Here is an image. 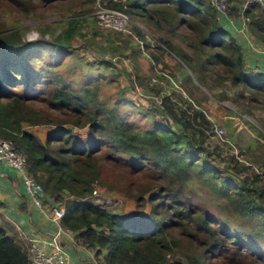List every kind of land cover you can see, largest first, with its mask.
<instances>
[{
    "label": "trees",
    "instance_id": "16d2710c",
    "mask_svg": "<svg viewBox=\"0 0 264 264\" xmlns=\"http://www.w3.org/2000/svg\"><path fill=\"white\" fill-rule=\"evenodd\" d=\"M228 1L231 10L228 13L236 20L244 18L248 31L264 44V7L248 2L240 12L231 3L245 0ZM128 2L129 7L143 15L150 12L172 33L182 25L190 30L192 39L186 41L191 53L172 40L162 39L175 61L180 60L189 72L175 67L170 56L154 51L160 47L150 38L144 42L154 65L169 67L173 78L182 73L181 90L191 83L195 90H189V94L199 95L201 91L194 83H202L214 75L219 80L215 87L220 96L232 93L240 100L238 105L264 109V72L247 69L242 45L229 25L217 16L209 0ZM149 3L157 4L149 9ZM114 5L121 8L120 4ZM78 21L77 16L70 17L50 40L23 42L18 28H11L0 38V137L10 139L25 155L27 170L42 185L43 195L50 197L53 204H64L60 222L73 233L75 244L94 248L97 256L103 251L102 260L114 264H219L220 259L245 264L242 262L245 258L251 259L249 264H263V155L258 153L256 157L261 172L251 171L236 155L229 156L231 166L220 169L218 165L223 159L216 161L220 154L209 150L202 138L206 135V124L212 130V119L202 108L190 109L191 114L186 105L175 110L178 102L186 100L180 98V90L172 87L169 78L157 75L170 86L163 89L161 83L143 84L145 74L138 73L142 80L139 87L152 92L142 96L143 99L164 117L163 121L154 120L150 128L124 120L115 103L107 106L98 98L96 84L74 88L58 84L56 79L43 95L44 105L29 102L37 96L36 78L25 63L29 50L32 46L43 51L48 47L52 53H68L78 34ZM131 40L136 44L128 48L132 50L130 58L135 60V69L141 71L138 60L142 54L141 41ZM132 89L136 96H141L138 89ZM185 95L194 100L186 92ZM211 98L214 99L211 96L207 99ZM46 108L59 113L53 116ZM61 115L67 118L57 119ZM233 117L239 120L238 116ZM258 124L261 135L264 118L258 119ZM35 125L50 128L40 137L29 129ZM83 126L88 128L82 133L84 137L74 133V128ZM255 139L260 144L261 138ZM251 147L247 146L250 154ZM103 160L119 163L130 173L144 168L154 172L156 182L135 184L138 189L125 195L133 198L132 212L118 211L119 207L107 209L92 200L91 194L98 184L114 187L115 182L104 183ZM133 184L132 181L129 186ZM201 187L207 190L204 202L213 207L212 211L190 201L189 192ZM183 240L191 253L182 252ZM0 264H31L21 240L16 234H8L1 224Z\"/></svg>",
    "mask_w": 264,
    "mask_h": 264
},
{
    "label": "rangeland",
    "instance_id": "374dc122",
    "mask_svg": "<svg viewBox=\"0 0 264 264\" xmlns=\"http://www.w3.org/2000/svg\"><path fill=\"white\" fill-rule=\"evenodd\" d=\"M114 3L121 6L126 3L131 28L129 32H117L99 25V13L105 9L116 8ZM128 3H130L128 0H0V32H2L0 38L11 28H18L20 29V39L23 42L50 40L55 37V34L61 28L66 26V22L70 17L77 16L79 19L77 24L78 34L73 38L72 47L68 49V53H52L48 50V47H44L45 51L34 46L29 50V58L25 63L28 64L33 78H36L37 81L35 92L37 96L30 98V103L44 105L43 95L48 85L57 82L56 79L58 84H70L74 88L96 84L98 98L105 101L107 106H112L115 103V108L127 122L142 128H150L154 120L163 121L162 114L152 104L147 105V99H143L142 96L146 94L139 93L141 96H136L132 88L135 87L139 90V83H142L139 74L142 71L145 74L143 84L161 83L163 89L164 87L168 89L170 86L164 84V79H159L157 75L160 74L169 78L172 81V87L179 90V81L182 76L175 74L176 78H173L169 73V67H163L160 63L154 65L151 60V51L147 49L148 47H145L144 42H147L150 38L149 41L160 47L154 51L165 53L168 57H171L170 61L175 67H181L189 72L190 70L180 60L175 61L174 54L167 51L166 44L162 39L172 40L175 44L183 46L188 53H191L189 47H187V41L192 39V35L185 25L180 26L172 33L164 22L160 23L150 12H148L149 15H143L133 7H129ZM156 4L149 3L147 7L151 9ZM167 6H171V3H168ZM131 38L134 40L140 39L141 41L142 54L138 58L141 71L135 69V60L130 58L132 50L128 51V48L131 49L136 44L135 42L132 44ZM106 63L109 65L107 66ZM152 64L153 69L150 70L149 66H152ZM48 68L50 69L49 72ZM44 70L47 71L44 72ZM249 71L255 72L252 69ZM56 74L60 75V78H55ZM218 83L219 80L214 75L207 77L202 83H194L202 93H199V95L197 93L189 94V90H191L190 83L183 85L182 90H185L186 94L191 98L193 97L194 100L190 101L186 98V95L180 94V98L186 101L182 102L179 99L181 102L177 103L175 110L183 108L185 105L189 108L188 113L191 112L190 109L192 110V108H202L207 116L212 119V130L206 124L204 126L207 128L204 132L206 135L202 138L204 137L203 139L209 150H214L220 154L216 161L223 159L218 165L220 169H225L224 166H231L229 156L236 155L238 160L250 166L251 171L261 172L262 168L259 166L260 163L256 161V157L258 153H261L264 157V131L261 135L258 133V125H260L258 119H262L264 109H253L247 105L240 106L238 105L240 100L232 96V93H225L220 96L215 87ZM222 84L224 85V82ZM186 85L189 87L188 89H186ZM194 95L199 97L195 98ZM210 96L214 99L208 100L207 98ZM46 109L53 116L59 113L51 108ZM258 110H260L259 114L261 115L258 114ZM233 116H238L239 120ZM57 117V119L63 120L67 118L66 115ZM49 128L44 125H35L29 129L32 132H44V130L47 132ZM73 130L74 133L84 137L82 133H85L88 128L83 126V128H74ZM256 136L261 138L260 144H257ZM247 146H252L249 148L252 149V154L247 152ZM103 162L102 176H105L104 183L115 182L114 187L110 189L108 185L100 186L98 184L95 188L96 194L92 196V200L98 196L110 198L118 201V211L132 212L130 209L134 206L133 198H128L125 195L138 189L135 184L156 182L155 177L152 175L153 171H147L144 168L136 173L134 171L130 173L128 169L119 163L105 160ZM132 181L134 184L129 186ZM205 192L207 190L203 187L192 189L189 192L190 201L192 204L199 205L201 208L207 207V210L212 211L213 207L204 202V197L208 195ZM230 220L236 226L237 222L234 217L230 216ZM182 252H192V249L186 246L184 240L182 242ZM250 261V258H245L242 262L249 264ZM218 262L219 264H234L221 259Z\"/></svg>",
    "mask_w": 264,
    "mask_h": 264
},
{
    "label": "crops",
    "instance_id": "0c3cea01",
    "mask_svg": "<svg viewBox=\"0 0 264 264\" xmlns=\"http://www.w3.org/2000/svg\"><path fill=\"white\" fill-rule=\"evenodd\" d=\"M231 5L242 12L244 2L236 1ZM229 27L242 45L247 69L264 72V44L248 31L246 22L243 26V18L235 19ZM178 75L183 76L181 72ZM189 86L192 91L195 90L191 83ZM179 92L185 95L184 90L180 89ZM262 114L263 119L264 113ZM35 133L44 137L46 131ZM52 201L47 195H42L43 206L37 207L27 195L17 171L0 161V224L8 234H16L25 248L28 247L30 239H35L43 244L45 250L51 249L50 239L56 228L49 218L52 208L56 205ZM61 239L63 264H97L92 257L95 254L94 248L75 244L64 236ZM103 253L101 251L97 259H102Z\"/></svg>",
    "mask_w": 264,
    "mask_h": 264
},
{
    "label": "built area",
    "instance_id": "2783aa9c",
    "mask_svg": "<svg viewBox=\"0 0 264 264\" xmlns=\"http://www.w3.org/2000/svg\"><path fill=\"white\" fill-rule=\"evenodd\" d=\"M209 1L211 6L216 11L217 16L221 20H224L228 25H233L235 18L228 13L229 1ZM248 2H256L264 7V0H245L244 5ZM98 17V23L103 28L112 29L117 32H129L131 30L126 3H123L121 8H109L101 11ZM243 26H245L244 18ZM0 161L4 162L6 165L14 168L17 171L27 195L37 207H42V185L29 174L25 155L10 139L4 137H0ZM95 194L96 191L93 190L91 196ZM63 215L64 204H56L52 208V212L49 217L56 227L50 239L51 249L45 250L43 244H41L38 240L30 239L27 247V253L31 264H63L64 252L61 244V238L64 236L69 241L75 243L73 233L64 228L60 222ZM92 257L95 259L97 264H114L102 259H97V255L95 254H93Z\"/></svg>",
    "mask_w": 264,
    "mask_h": 264
},
{
    "label": "bare ground",
    "instance_id": "6f19581e",
    "mask_svg": "<svg viewBox=\"0 0 264 264\" xmlns=\"http://www.w3.org/2000/svg\"><path fill=\"white\" fill-rule=\"evenodd\" d=\"M92 198V196H91ZM93 201L99 205H103L107 207V209H112L114 207H119L118 201L110 199V198H101V197H94Z\"/></svg>",
    "mask_w": 264,
    "mask_h": 264
},
{
    "label": "water",
    "instance_id": "95a60500",
    "mask_svg": "<svg viewBox=\"0 0 264 264\" xmlns=\"http://www.w3.org/2000/svg\"><path fill=\"white\" fill-rule=\"evenodd\" d=\"M138 91H139V93L146 94V95H151L152 94V92L146 91L143 87H139V90Z\"/></svg>",
    "mask_w": 264,
    "mask_h": 264
}]
</instances>
